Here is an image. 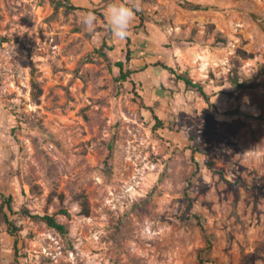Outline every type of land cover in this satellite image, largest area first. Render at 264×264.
<instances>
[{"label":"rangeland","instance_id":"obj_1","mask_svg":"<svg viewBox=\"0 0 264 264\" xmlns=\"http://www.w3.org/2000/svg\"><path fill=\"white\" fill-rule=\"evenodd\" d=\"M56 1L0 0V264H201L195 215L207 264H264V0H139L124 40Z\"/></svg>","mask_w":264,"mask_h":264},{"label":"trees","instance_id":"obj_2","mask_svg":"<svg viewBox=\"0 0 264 264\" xmlns=\"http://www.w3.org/2000/svg\"><path fill=\"white\" fill-rule=\"evenodd\" d=\"M186 7L189 9H192V10H202L203 9L200 5H193L190 3H187ZM61 8H64L66 10V12H72V11H76V10L81 9V8H78L75 5H73L71 3V0H57L55 3V10L58 11ZM217 39H218V42H223V43L225 42V40H223L220 37H218ZM128 43H130V40H128ZM129 45L130 44H128V46ZM131 55H132V51L128 50L127 59H126L127 62L131 61V59H132ZM155 66H161L165 70L173 71L170 68H168L167 66H164L163 64H156ZM117 67H119V69H120L121 81H127L128 79L131 78V76L133 74H136V72H133L130 69H125V65L123 62H119L117 64ZM263 73H264V71L262 70L261 74H263ZM176 77L178 80L184 82L186 87L196 89L203 96H205L203 87L200 84L194 83L186 74H176ZM233 83H234V85H239L238 80L236 78L233 80ZM133 85H136L135 82L133 83ZM32 87H33V97L35 99L39 98L42 95V88H41L40 84L35 79H33ZM154 119L156 120V124L158 126L162 125L161 120L157 116L154 115ZM207 166H208V169L210 171L214 172L215 174H220V175L222 174L220 171L216 170L211 163H207ZM185 195L187 197V200L190 203L189 204V206H190L192 199L189 197L187 191H186ZM60 199H63L62 195H60ZM77 199L80 202V205L82 207V214L84 216L88 217L90 215V209H89V203H88L87 197L85 195H80V196H78ZM0 200H1L0 221L3 222L4 225H6L8 233L11 236L16 237L17 233L20 231V228H18L15 225V223L12 220H10V215L14 214L13 197L11 195L7 196L4 193L0 192ZM61 213L63 215L69 216V212L65 209L61 210ZM193 217L196 220L197 225L200 227L202 233L204 234V238H205V242H206L205 247L199 252V255H198L199 261L201 264L211 263L213 261L210 259V255H211L212 250H213L214 236L207 232L202 216L195 215ZM41 220L44 221L50 228H53V229L57 230L58 232H60L62 234L67 233V227L64 224L59 223L57 221V219L55 218V216L45 215V216L41 217ZM16 243L17 242L15 241V247L17 246ZM15 250L17 253V248H15ZM250 263H251L250 258L246 257L243 259V261L240 264H250Z\"/></svg>","mask_w":264,"mask_h":264},{"label":"clouds","instance_id":"obj_3","mask_svg":"<svg viewBox=\"0 0 264 264\" xmlns=\"http://www.w3.org/2000/svg\"><path fill=\"white\" fill-rule=\"evenodd\" d=\"M139 10V0H129V3H124L122 0H108L105 16L107 28L111 35L119 40L126 39L134 21L135 14ZM95 22V13L92 11L86 12L82 19L83 25L88 30H93Z\"/></svg>","mask_w":264,"mask_h":264}]
</instances>
